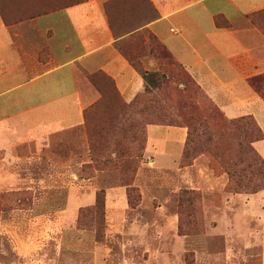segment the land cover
<instances>
[{"label":"rangeland","instance_id":"374dc122","mask_svg":"<svg viewBox=\"0 0 264 264\" xmlns=\"http://www.w3.org/2000/svg\"><path fill=\"white\" fill-rule=\"evenodd\" d=\"M152 44L157 50L161 45L157 39ZM130 45L123 51L138 60L136 44ZM157 60L166 68L164 58ZM167 72L169 83L157 97L172 105L182 99L176 86L190 78L177 65ZM102 78L95 77V85L90 81L105 93L90 121L54 146L40 170L30 169L13 150L0 153V264H264V199L232 193L218 158L201 154L188 168L176 163L174 138L183 128L150 133L162 169L139 155L140 130L134 139L116 130L104 134L122 97L107 82L106 92ZM186 89L193 113L201 114L208 99L193 84ZM134 112L131 118L140 128L141 116ZM213 140L223 149L228 137ZM128 187H133L129 196ZM101 190L104 207L94 213Z\"/></svg>","mask_w":264,"mask_h":264},{"label":"crops","instance_id":"0c3cea01","mask_svg":"<svg viewBox=\"0 0 264 264\" xmlns=\"http://www.w3.org/2000/svg\"><path fill=\"white\" fill-rule=\"evenodd\" d=\"M111 1L84 0L21 20L5 21L0 11V153L13 150L40 170L44 157L84 125L85 109L99 99L89 75L104 73L125 102L143 92L145 82L122 49L136 44L143 68L156 72L149 34L228 119L252 115L264 133V100L248 80L264 72V0ZM107 3L122 32L112 29ZM162 127L173 128L147 126L144 152L158 169L163 166L155 160L160 153L150 133ZM185 137L183 128L174 138L176 163ZM254 146L264 158V139ZM263 193L248 195L258 200Z\"/></svg>","mask_w":264,"mask_h":264},{"label":"trees","instance_id":"16d2710c","mask_svg":"<svg viewBox=\"0 0 264 264\" xmlns=\"http://www.w3.org/2000/svg\"><path fill=\"white\" fill-rule=\"evenodd\" d=\"M82 1L84 0H0V11L5 21L21 20L33 16L34 14L64 8ZM113 1H111L110 4ZM110 4L107 3L105 5L110 25L114 31L118 33L122 32V30H119L114 25V22L117 24L118 21L115 15L112 14ZM9 9L17 12L19 11V13L7 16L5 11ZM155 39L153 35L149 34L151 44ZM153 47L152 44L151 51H154V53L156 52L155 57L159 59L164 58L166 60V62H164L166 68L161 66L158 71L150 72L142 67L139 60L130 58L132 65L142 76L146 85V90L137 93L130 102H125L121 99L120 112L117 114L112 112V119L106 122L107 125L103 129V133L106 134L107 131L108 134H113L117 131L123 136H132L130 139H134L135 136H137L138 130H140L143 134V139L138 153L142 155L146 149L148 125L158 124L162 126L185 128L186 137L178 159L181 167L192 165L194 160L201 154L208 155L210 158H218L221 161L223 171L228 175L230 182L233 183L231 187L232 193L253 194L264 189V158L254 146L256 141L264 139V133L254 117L252 115H243L228 119L213 101L204 94L194 78L162 45H159L160 48L158 50ZM123 52L128 56L125 51ZM171 64L180 67L191 79L186 81L187 83L179 82L176 86L178 95L182 97V99L172 105L169 103L167 104L166 101L161 98H159V100L157 97L159 92L169 83L170 78L167 75V67ZM95 77H103L102 79H104V82L102 87L105 91L109 92V89L106 88L107 82L111 85L113 92L121 98L113 81L108 76L101 72L89 75V79L93 84L95 83ZM248 80L264 100V72L255 74L249 77ZM191 84L194 85L196 92H198L199 89L209 101L208 106L202 108L201 114L199 111L193 113L192 108L194 107V102L192 104L191 101L185 99L184 95L188 93L186 88L187 86H191ZM104 96L105 93H101L100 98L85 109L84 123L90 121L89 113H91L95 106L102 102ZM143 96H148L145 101L146 103H142ZM187 97H191V95L188 94ZM111 98L113 99V96ZM139 103H142L141 108L134 109ZM158 105L160 107H157ZM181 106L183 109H180ZM188 108H191V111L188 110ZM134 110L141 116L143 124L140 128L138 122L134 123V120L131 118V114L135 113ZM114 130L116 131L114 132ZM214 137L218 139L228 137V140L223 145V149H218L219 145L214 142ZM257 177H259V182L256 185L254 184V180ZM128 188H130L127 190L129 196L133 187ZM190 192H192L193 195L195 194L194 190H190ZM187 193L186 191L183 192L184 195ZM103 196L102 190L96 194L92 208L94 213L103 209Z\"/></svg>","mask_w":264,"mask_h":264}]
</instances>
